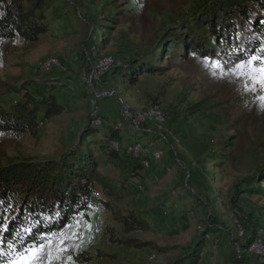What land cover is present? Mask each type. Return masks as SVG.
Wrapping results in <instances>:
<instances>
[{"label":"rangeland","instance_id":"obj_1","mask_svg":"<svg viewBox=\"0 0 264 264\" xmlns=\"http://www.w3.org/2000/svg\"><path fill=\"white\" fill-rule=\"evenodd\" d=\"M48 1L50 29L38 42L0 38V106L23 80L63 79L70 83L59 94L66 110L43 121L36 135L0 131V165L56 157L78 141L89 116L100 128L98 140L107 125L121 121V147L130 138L144 139L164 155L112 199L121 214L140 212L147 229L124 233L109 210L95 206L9 264H168L207 226L212 230L199 264H261L239 245L253 234L244 221L264 224V57H172L163 61V74L144 72L135 84L113 71L105 74L108 69L95 77L98 59L111 55L124 64L147 53L161 31L200 0H118L116 9L112 0ZM125 8L106 32L95 27ZM48 59L57 61L43 71ZM122 99L139 110L157 106L161 123L131 128L120 115ZM99 155L93 153L97 170L119 183V168ZM255 235L264 244V227ZM125 238L145 245L121 243ZM80 252L91 259L77 260Z\"/></svg>","mask_w":264,"mask_h":264},{"label":"trees","instance_id":"obj_2","mask_svg":"<svg viewBox=\"0 0 264 264\" xmlns=\"http://www.w3.org/2000/svg\"><path fill=\"white\" fill-rule=\"evenodd\" d=\"M112 1L110 6L116 9L118 0ZM48 6V0H0V38L38 42L50 29L45 13ZM127 11L128 8L117 9L104 15V21L108 22L95 27H103L106 32L112 27L110 23L118 24ZM175 51L182 53L175 55ZM213 53H225L238 60L253 55L264 57V0H200L190 12L179 15L161 31L153 49L109 67L105 74L113 71L135 84L144 72L163 74L166 59L209 57ZM67 88L70 83L63 79L33 78L11 87L12 95L0 106V131L36 135L43 121L65 112L59 94H64ZM88 120L78 141L56 157L14 160L0 165V264H9L16 255L41 245L95 206L109 210L124 233L148 228L149 222L140 212L121 214L112 206V199H117L129 179L143 177L148 168L124 146L118 150L111 146L112 140L121 143V129L107 125L103 138L98 140L100 128L92 123V117ZM95 151L119 168V183L97 170ZM243 224L246 229L250 226L253 234L239 245V251L249 254V246L257 238L256 229L264 224L259 218L253 224L247 221ZM211 230L207 226L201 237L183 246L177 258L168 264H199L206 253L205 236ZM121 243L145 245L134 238H125ZM76 259L89 260L91 256L80 252Z\"/></svg>","mask_w":264,"mask_h":264},{"label":"built area","instance_id":"obj_3","mask_svg":"<svg viewBox=\"0 0 264 264\" xmlns=\"http://www.w3.org/2000/svg\"><path fill=\"white\" fill-rule=\"evenodd\" d=\"M56 61V59L46 60L41 65L42 70L48 71L54 65V63H56ZM96 62L97 63L92 72L94 73L95 77H97L95 73L102 72L104 69H108L115 64H120V62L111 55L104 56L98 59ZM119 111L125 122L131 128L135 129H138L139 125L143 122L154 121L155 123L160 124L162 120L161 112L157 109V106L150 107L146 110H139L128 104L125 99H122L121 108ZM94 119V122H100L98 116H95ZM122 123L123 122L119 121L117 125L114 124V128L122 129ZM110 143L111 146L117 150L121 148L120 142L118 141L112 140ZM123 146L128 153L140 157L145 168H148L152 161L160 160L164 155L163 149L156 147L153 142L144 139L130 138ZM248 250L259 258L261 264H264V244L262 240L255 238L251 242Z\"/></svg>","mask_w":264,"mask_h":264}]
</instances>
